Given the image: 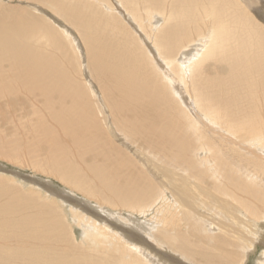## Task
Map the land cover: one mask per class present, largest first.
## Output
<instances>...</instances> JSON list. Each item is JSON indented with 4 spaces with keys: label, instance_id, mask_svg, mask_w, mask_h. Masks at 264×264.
I'll list each match as a JSON object with an SVG mask.
<instances>
[{
    "label": "bare ground",
    "instance_id": "bare-ground-1",
    "mask_svg": "<svg viewBox=\"0 0 264 264\" xmlns=\"http://www.w3.org/2000/svg\"><path fill=\"white\" fill-rule=\"evenodd\" d=\"M14 1L0 264H247L264 246V0Z\"/></svg>",
    "mask_w": 264,
    "mask_h": 264
},
{
    "label": "rangeland",
    "instance_id": "rangeland-1",
    "mask_svg": "<svg viewBox=\"0 0 264 264\" xmlns=\"http://www.w3.org/2000/svg\"><path fill=\"white\" fill-rule=\"evenodd\" d=\"M19 0H15L14 2H11L12 3V5H18V6H23L22 5V3L19 1ZM27 4L25 3V6H26ZM48 11H50V10H48ZM47 19H49V20H52L51 19V17H46ZM54 20V19H53ZM55 25H57V26H59L56 22L54 23ZM80 72V71H79ZM81 76V75H80ZM86 75L84 74V71H83V77H85ZM80 79H81V77H80ZM262 232H264V229L262 230ZM260 239L261 240H264V236L261 238V236H260ZM258 249H256V251L255 250H253V251H250L249 252V255H251V256H249V258H248V263L247 264H256V262H257V259L259 258V256H260V254H261V252L263 251V249H264V246H263V248H262V246H260V247H257Z\"/></svg>",
    "mask_w": 264,
    "mask_h": 264
}]
</instances>
